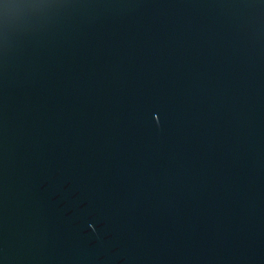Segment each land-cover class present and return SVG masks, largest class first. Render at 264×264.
<instances>
[{"label":"water","instance_id":"95a60500","mask_svg":"<svg viewBox=\"0 0 264 264\" xmlns=\"http://www.w3.org/2000/svg\"><path fill=\"white\" fill-rule=\"evenodd\" d=\"M0 264H264V0H0Z\"/></svg>","mask_w":264,"mask_h":264}]
</instances>
